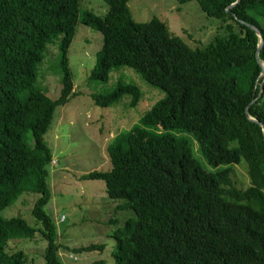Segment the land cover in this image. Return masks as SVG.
<instances>
[{
    "label": "trees",
    "instance_id": "trees-1",
    "mask_svg": "<svg viewBox=\"0 0 264 264\" xmlns=\"http://www.w3.org/2000/svg\"><path fill=\"white\" fill-rule=\"evenodd\" d=\"M104 1L107 10L99 16L80 13L79 0H0V210L24 192L37 194L29 212L35 225L0 216V264H27L21 249L7 251L8 241L36 237L46 242L44 264H63L55 224L44 209L52 157L43 135L55 108L74 93L67 54L78 22L102 35L90 79L104 80L111 66L126 64L165 91L107 146L111 168L83 175L102 180L108 197L121 200L115 209L133 210L109 233L113 264H264V138L245 112L264 124L263 89L256 99L259 36L245 24L263 38L258 57L264 63V0H195L222 31L194 48L157 17L134 20L129 0ZM54 33L62 34V84L50 97L33 83ZM126 93L135 106L140 93L132 84L117 83L91 98L108 106ZM194 143L213 169L194 156ZM242 162L249 177L243 189L231 177ZM71 249L102 251L104 244Z\"/></svg>",
    "mask_w": 264,
    "mask_h": 264
},
{
    "label": "rangeland",
    "instance_id": "rangeland-1",
    "mask_svg": "<svg viewBox=\"0 0 264 264\" xmlns=\"http://www.w3.org/2000/svg\"><path fill=\"white\" fill-rule=\"evenodd\" d=\"M79 4L80 13L88 10L102 16L107 10L104 0H79ZM127 4L134 20L145 22L157 17L165 23L171 35H176L192 48L207 44L214 34L222 31L219 20L206 15L195 0H129ZM61 38L62 34L57 33L50 36L36 65L33 85L50 97L58 95L62 84ZM101 45L99 31L77 23L67 54L74 93L64 105L55 108L52 122L43 135L52 157L47 165L50 199L44 209L55 224L63 264H88L98 259L113 264L110 252L115 241L109 233L122 225L127 217L133 216V210L115 209L121 200L108 197L102 180L84 178L83 175L94 170H109L111 163L106 148L113 138L135 126L140 117L165 96L162 88L145 81L139 72L126 64L111 66L104 80L90 79L89 73ZM120 82L139 89L135 106L130 105L131 95L127 93L108 106L93 102L92 94L110 93ZM185 134L190 141L194 140L190 134ZM195 143L192 146L194 156L206 169H213ZM231 177L236 187L245 188L249 184L246 164L234 165ZM27 193L0 210V216H20L35 225L29 212L37 194ZM98 243L104 244L102 251L73 253L71 249ZM45 245V240L39 237L16 238L8 241L7 251L21 249L28 256L27 264H44ZM69 254L76 256V260Z\"/></svg>",
    "mask_w": 264,
    "mask_h": 264
},
{
    "label": "water",
    "instance_id": "water-1",
    "mask_svg": "<svg viewBox=\"0 0 264 264\" xmlns=\"http://www.w3.org/2000/svg\"><path fill=\"white\" fill-rule=\"evenodd\" d=\"M237 1H238V0H237ZM235 3H236V2H235ZM235 3H234V4H235ZM245 24H246V26H248L249 28L253 29V30L256 32V34L259 36V44H258V46H257V50H256V60H257V62H258V63L260 64V66H261V72H260L259 77H261L262 80H261V82L259 83V86H258V94H257V97H256V99H257V98L260 96V94H261V92H262V89H263V87H264V63H262V62L260 61L259 57H258V52H259V50L261 49V47H262V45H263V38H262L261 34L259 33L258 29H257L255 26L250 25V24H247V23H245ZM245 112H246V114H247V116H248V118H249L250 120L257 122V123L261 126L262 135H263V138H264V124L261 123L260 121H256L253 117H251L250 115H248V113H247V108H246Z\"/></svg>",
    "mask_w": 264,
    "mask_h": 264
}]
</instances>
